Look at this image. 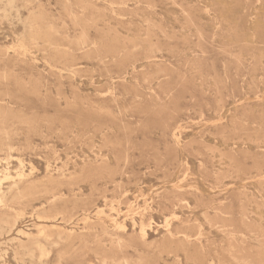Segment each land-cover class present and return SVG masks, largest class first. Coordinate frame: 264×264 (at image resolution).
Masks as SVG:
<instances>
[{
	"label": "rangeland",
	"instance_id": "374dc122",
	"mask_svg": "<svg viewBox=\"0 0 264 264\" xmlns=\"http://www.w3.org/2000/svg\"><path fill=\"white\" fill-rule=\"evenodd\" d=\"M0 19V264H264V0Z\"/></svg>",
	"mask_w": 264,
	"mask_h": 264
},
{
	"label": "bare ground",
	"instance_id": "6f19581e",
	"mask_svg": "<svg viewBox=\"0 0 264 264\" xmlns=\"http://www.w3.org/2000/svg\"><path fill=\"white\" fill-rule=\"evenodd\" d=\"M187 15V14H186ZM1 20V19H0ZM38 28V27H37ZM44 28V27H43ZM69 73V72H68ZM31 172V171H30ZM168 227H169V225H168ZM185 237V236H184Z\"/></svg>",
	"mask_w": 264,
	"mask_h": 264
}]
</instances>
